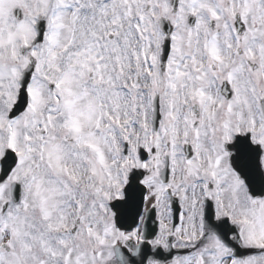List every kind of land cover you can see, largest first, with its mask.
<instances>
[{"label": "snow or ice", "instance_id": "snow-or-ice-1", "mask_svg": "<svg viewBox=\"0 0 264 264\" xmlns=\"http://www.w3.org/2000/svg\"><path fill=\"white\" fill-rule=\"evenodd\" d=\"M0 264H264V0H0Z\"/></svg>", "mask_w": 264, "mask_h": 264}]
</instances>
